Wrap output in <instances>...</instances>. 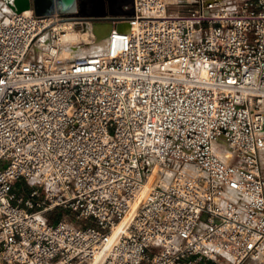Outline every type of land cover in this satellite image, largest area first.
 <instances>
[{
    "label": "built area",
    "instance_id": "2783aa9c",
    "mask_svg": "<svg viewBox=\"0 0 264 264\" xmlns=\"http://www.w3.org/2000/svg\"><path fill=\"white\" fill-rule=\"evenodd\" d=\"M130 9L62 62L106 21L0 0V264H264V0Z\"/></svg>",
    "mask_w": 264,
    "mask_h": 264
},
{
    "label": "bare ground",
    "instance_id": "6f19581e",
    "mask_svg": "<svg viewBox=\"0 0 264 264\" xmlns=\"http://www.w3.org/2000/svg\"><path fill=\"white\" fill-rule=\"evenodd\" d=\"M174 1V0H168ZM219 1L223 0H206ZM29 14V12H27ZM102 23V24H101ZM90 23L86 22L82 25L78 23L68 22L64 24L61 36L60 49L57 52V59L62 62H70V60L82 58L85 56L105 55L109 52L110 43L108 33L112 28L111 23ZM82 26V27H79ZM129 27L127 22L119 23L117 29L124 30ZM83 40L87 43L88 48L81 50L78 47V41ZM45 57V54L42 55Z\"/></svg>",
    "mask_w": 264,
    "mask_h": 264
},
{
    "label": "water",
    "instance_id": "95a60500",
    "mask_svg": "<svg viewBox=\"0 0 264 264\" xmlns=\"http://www.w3.org/2000/svg\"><path fill=\"white\" fill-rule=\"evenodd\" d=\"M13 4L16 13L23 12L25 10H32L36 16H48L53 13L61 15H71L76 13L79 7L78 0H7ZM88 5L90 11L86 13V17L89 21L96 22L99 20H105L107 23H116L121 16H128L131 14V9L114 11L109 9L108 11L103 9V5H100L95 0H81L80 5ZM82 6V7H83ZM44 42H48L47 38H43Z\"/></svg>",
    "mask_w": 264,
    "mask_h": 264
},
{
    "label": "flooded vegetation",
    "instance_id": "af4514ba",
    "mask_svg": "<svg viewBox=\"0 0 264 264\" xmlns=\"http://www.w3.org/2000/svg\"><path fill=\"white\" fill-rule=\"evenodd\" d=\"M80 2L81 0H78L79 7L77 8L76 13L69 15V18L71 20L84 19L86 21H89V18L86 17L85 14L90 11V8L86 4L85 6L80 5ZM95 2H98L100 5H103V9L107 11L109 9H112L114 11L127 10L131 8L132 4V0H95Z\"/></svg>",
    "mask_w": 264,
    "mask_h": 264
},
{
    "label": "rangeland",
    "instance_id": "374dc122",
    "mask_svg": "<svg viewBox=\"0 0 264 264\" xmlns=\"http://www.w3.org/2000/svg\"><path fill=\"white\" fill-rule=\"evenodd\" d=\"M99 23H101V22H99ZM78 47L81 50L88 48L87 43L84 42L83 40H79L78 41ZM27 190H28V185L25 182H23V181H20V182L16 183L15 186H14V192H17V193L18 192L26 193ZM55 214H56V212L51 213L48 219L51 220V221H54Z\"/></svg>",
    "mask_w": 264,
    "mask_h": 264
}]
</instances>
